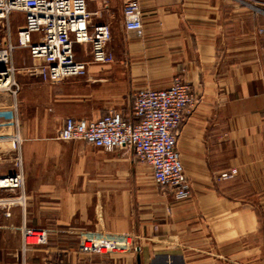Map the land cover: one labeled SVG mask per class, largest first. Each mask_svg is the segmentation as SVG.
Instances as JSON below:
<instances>
[{
    "label": "crops",
    "instance_id": "obj_1",
    "mask_svg": "<svg viewBox=\"0 0 264 264\" xmlns=\"http://www.w3.org/2000/svg\"><path fill=\"white\" fill-rule=\"evenodd\" d=\"M139 1L141 35L122 0H86L113 62L56 83L18 73V90L0 91V174L21 168L26 196L0 210V264H264V0ZM23 25L21 12L0 20L18 68L37 62L16 44ZM74 52L90 61L89 45ZM175 76L198 97L176 142L187 198L129 147L57 138L68 116L134 121L131 94Z\"/></svg>",
    "mask_w": 264,
    "mask_h": 264
},
{
    "label": "built area",
    "instance_id": "obj_2",
    "mask_svg": "<svg viewBox=\"0 0 264 264\" xmlns=\"http://www.w3.org/2000/svg\"><path fill=\"white\" fill-rule=\"evenodd\" d=\"M11 12L24 15V25L16 32V44L28 47L37 62L18 68L11 59L15 45L9 42L0 47V91L15 93L18 73L37 75L56 83L85 76L89 63L114 61L107 46L111 38L110 26L92 21L86 0H0V20H6ZM122 18L127 31L141 35L139 0H122ZM75 44L89 45L90 61L77 59ZM197 100L191 85L175 76L164 88H142L131 94L134 121H128L118 111H109L94 120L68 116L57 138L83 141L108 151L129 147L138 161L150 167L156 184L172 189L176 199H185L189 196L190 184L185 178L176 142L180 126ZM17 141V138L12 140L14 147ZM16 159L21 164V159ZM222 176L228 175L224 173ZM0 190L11 193L0 197V210L25 203L21 168L13 173L0 174Z\"/></svg>",
    "mask_w": 264,
    "mask_h": 264
},
{
    "label": "rangeland",
    "instance_id": "obj_3",
    "mask_svg": "<svg viewBox=\"0 0 264 264\" xmlns=\"http://www.w3.org/2000/svg\"><path fill=\"white\" fill-rule=\"evenodd\" d=\"M76 57L78 58V56H76ZM78 59H79V58H78ZM133 159L136 160V161L139 162V163L145 164V163H143V162L138 161V160L135 158L134 155H133Z\"/></svg>",
    "mask_w": 264,
    "mask_h": 264
}]
</instances>
